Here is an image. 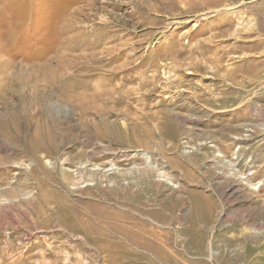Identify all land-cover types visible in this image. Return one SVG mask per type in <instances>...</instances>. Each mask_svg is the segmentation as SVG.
<instances>
[{
	"label": "rangeland",
	"instance_id": "374dc122",
	"mask_svg": "<svg viewBox=\"0 0 264 264\" xmlns=\"http://www.w3.org/2000/svg\"><path fill=\"white\" fill-rule=\"evenodd\" d=\"M83 83L112 92L57 115L58 90ZM50 115L61 140L36 165ZM0 122V200L16 192L18 221L0 206V264L130 261L30 224L41 186L161 229L141 264H264V0H0ZM61 233L70 246L39 244Z\"/></svg>",
	"mask_w": 264,
	"mask_h": 264
},
{
	"label": "bare ground",
	"instance_id": "6f19581e",
	"mask_svg": "<svg viewBox=\"0 0 264 264\" xmlns=\"http://www.w3.org/2000/svg\"><path fill=\"white\" fill-rule=\"evenodd\" d=\"M65 85L68 86L67 84ZM66 86L65 88L58 90L60 92L59 95L57 96L58 105L55 106L57 115L70 116L71 114L68 105L71 104L74 111H76V113L81 116L83 115L84 112L90 111V109L93 107L91 106V103H93V101L95 100H98L100 94L105 95L107 93L112 92V91L106 92L100 88L92 87L86 83L79 84L78 86L77 85L74 86V91H69L68 90L69 88L67 89ZM62 102H65L66 105L63 104ZM49 113L52 114L51 112ZM50 116L51 118H48L45 121V123H42L41 126L36 127L34 131L33 141L29 142L28 144L29 154L31 158L36 162V165H41V159H42L41 153L44 152L45 154H50L51 153L50 151L56 150L61 140V134L52 131L55 125V121H53L52 115ZM105 121H103V123ZM7 125L8 124L6 122H0V130H2L3 133H7L6 132L8 131V129L6 130ZM172 130H173L172 127L166 123V132L165 131L163 132L161 131V132L165 134L166 137L169 138L171 141L172 139L176 138V135L173 132L174 130L173 131ZM92 156H93L92 154H89V157ZM144 180L145 178L140 179V181L136 184L137 187L136 191L133 192L131 191L132 185L130 184L125 187L128 192H131L132 194L133 193L139 194L143 191V189H145V187L141 185ZM39 183H42V181ZM42 189L43 186H41L39 193H41L40 195H42L43 198L45 199L44 204L47 206V210L41 208L42 204L35 202L37 205L40 206V211L37 210L38 218L34 216V218L30 219L27 216V214H24L23 217L27 219L30 224L36 223L38 225H41V227L44 229H47L49 222L54 220L56 225L59 226L60 229L62 230V231L60 230V232H66V234L68 233L72 237H74V239H72L74 241V245L72 244V247H82L83 245H88V244L91 245L92 243L94 244L98 243L99 245L107 246V248L108 247H110L111 249L115 248V254L118 255V258L128 257L130 259V261L127 263H125V261H122L120 258L119 259L120 261L118 260L119 262L115 260H111L108 261L106 264H141L140 261L141 259H143V256L138 253V250L140 248L144 247L147 249H155L156 246H154L155 245L154 243H156L157 241L163 242V244H168L167 240L161 234L160 231L161 229L158 230L152 227H148V222L146 220L141 219L138 216L132 215L130 213L120 212L118 210H113L111 207L105 208L103 206L92 205V203L90 204L88 202L79 203L78 201L67 199L63 195H58L55 192V190L45 191ZM12 193L6 199L0 200L1 201L0 206L8 210L6 214L7 218H9L12 222L16 224L18 223V221L16 217L13 215V213L10 211V208L16 205V203H14L16 201H13L12 199L13 196H11V195L15 196L16 192H12ZM41 201L43 202V200ZM129 201L131 203V198L129 199ZM50 210H52V213L47 212ZM211 210H212L211 208H208V210L206 211H208V214H210ZM50 239L53 240V243H59L57 246L53 244V246L51 247L52 249L63 247L67 244V242H70L69 240L61 241L63 239V234L61 233L60 235H57L52 238H48V239L43 238L39 244L43 245L42 243H44L45 241H50ZM68 244L69 245L66 246L71 245L70 243ZM152 251L154 253V250ZM53 253L55 254V257H59L55 252ZM55 259H59V258H55Z\"/></svg>",
	"mask_w": 264,
	"mask_h": 264
}]
</instances>
